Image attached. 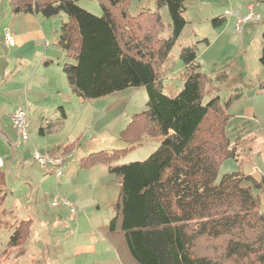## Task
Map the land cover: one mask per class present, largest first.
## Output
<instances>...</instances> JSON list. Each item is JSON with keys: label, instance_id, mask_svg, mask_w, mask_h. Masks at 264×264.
<instances>
[{"label": "trees", "instance_id": "1", "mask_svg": "<svg viewBox=\"0 0 264 264\" xmlns=\"http://www.w3.org/2000/svg\"><path fill=\"white\" fill-rule=\"evenodd\" d=\"M77 1L10 0L14 14L69 17L61 24L57 45L75 61L65 62L63 71L78 97L147 89V109L134 117L123 138L134 142L149 133L160 145L144 161L110 167L121 176V184L105 233L122 263L264 264V178L257 180L244 171L219 178L221 164L237 159L228 133L230 101L222 105L219 96L206 101V83L213 84L200 72L192 47L181 52L187 68L183 88L175 96L163 91L160 71L188 23L186 0H157L170 12L169 37L163 34L168 26L158 11L131 12L137 0H99L102 16ZM221 21L215 19L214 25ZM260 62L264 66V45ZM111 158L102 151L92 153L81 167L109 163ZM4 179L0 169V187ZM30 224L15 226L12 246L27 240Z\"/></svg>", "mask_w": 264, "mask_h": 264}, {"label": "rangeland", "instance_id": "2", "mask_svg": "<svg viewBox=\"0 0 264 264\" xmlns=\"http://www.w3.org/2000/svg\"><path fill=\"white\" fill-rule=\"evenodd\" d=\"M226 1L230 2L186 0L184 16L188 23L160 73L164 93L175 96L183 88L187 76L181 52L192 47L198 54L200 72L213 84L206 83V90H210L205 96L206 101L215 96L220 97L222 105L230 101L228 114L232 122L228 133L237 159L232 157L221 164L219 178L239 171L254 172L255 167L264 172V88L261 87L264 66L260 62L264 27L260 28V23L249 24L244 33H239L236 26L231 25L221 33L222 25H214V20L225 18L226 22L229 19L230 16L224 15ZM261 2L232 0L228 8L246 9L247 4L252 3L257 12ZM77 4L96 16L103 15L99 0H78ZM130 8L133 14L143 9L158 11L168 26L163 34L170 36L172 20L166 6L159 7L157 0H137ZM2 9L10 12V0H0ZM45 19L47 39L37 47L27 45L26 52L19 51L18 47H7L3 39L5 29L0 25V54L3 64L9 63L7 74L12 78L0 98V157L5 165L1 168L5 179L0 197L5 194V198L0 202V264H122L112 241L104 233L105 226L115 215L121 184V176L112 173L110 167L144 161L158 149L160 139L149 133L134 142L123 138V131L134 117L147 109L148 92L145 86H140L113 93L103 101L78 96H69L65 101L62 99L63 102L43 98V93L49 91L45 78L61 79L63 85L70 88L62 69L65 52L56 39L61 24L69 17L60 13ZM47 60H53L48 68L45 66ZM68 61L75 63L69 58ZM14 77L16 81L12 82ZM22 82L19 96L6 98V92ZM33 86L37 88V99L31 96ZM113 97L114 101L122 99L123 112L117 114L107 109ZM27 103L31 105L29 140L18 143L11 114L19 106L26 107ZM255 108L259 112L257 118L251 115L255 114ZM47 120L53 123V130L42 135L39 128ZM246 132H252L248 137L252 144L240 137ZM67 144H76L75 153L67 161L68 171L65 168L66 172L60 178L55 173L45 175V170L34 158L35 149L44 152ZM90 149L87 156L102 151L112 158L109 163L98 164L92 169L82 168L80 160ZM78 172L82 174L77 175ZM257 172L259 177L261 173ZM95 188H104L105 192L99 194ZM114 191L117 192L115 201ZM63 197L75 203L74 217L71 208L60 203L52 205L54 198L61 200ZM76 200H81V204H76ZM3 209L7 213L3 214ZM262 209L264 211V192ZM26 220H31L29 237L24 243L12 246L10 239L15 226ZM76 247H79L77 253Z\"/></svg>", "mask_w": 264, "mask_h": 264}, {"label": "crops", "instance_id": "3", "mask_svg": "<svg viewBox=\"0 0 264 264\" xmlns=\"http://www.w3.org/2000/svg\"><path fill=\"white\" fill-rule=\"evenodd\" d=\"M261 1L262 2L258 4L257 12H256V13H258L261 16L260 21L249 22V23H247L245 25V27L248 26L249 24H253L254 25V24H257V23H260V25H259L260 28L261 27H264V0H261ZM230 2L229 1H226L225 2L226 8L224 10V15L225 16H230L229 19H227L226 22H225V18H220L222 20L220 22V25H222L221 33L226 28H228L231 25L234 26V27L236 26L237 17L235 15H226V11H237L240 16H245L249 12V8L248 7L250 5H253L254 11L256 9V6L254 4L249 3V4H247L246 9H241L240 10V9L236 8L238 10H232V9L228 8L230 5H232V0H230ZM0 16H1L0 18L2 19V20L0 19L1 20L0 21V25H3V29H5L4 38H3L4 39V43L6 44V42H5V34H6L7 31L15 38V45L14 46H8L6 44L7 47H10V48L18 47L19 48V51L26 52L27 51L26 50L27 49L26 48L27 45H28V47H29V45L30 46H33V47H37L40 44L44 43V40L47 39L46 30H45V26H44L46 24L45 17H42V16L37 15L35 13H20V14H14L12 12V8L10 9V12L9 11H4L3 9L0 10ZM245 27H244V30H245ZM246 34H247V36L249 35L248 32H246ZM57 37H58V34H57ZM65 56H66L65 57V62H68V57L66 55V52H65ZM52 63H53V60H47V61H45V66L48 68L49 66H52ZM165 63H164V65H165ZM8 64L9 63H7L6 65L3 64V59H2L1 54H0V98H1V95L3 96V93H2L3 88L5 90V88H7L8 84H9V80L10 81L12 80L11 76L9 77V75L7 74V69L9 67ZM62 69H63V67H62ZM163 69H164V66L162 67L161 70H163ZM160 73H161V71H160ZM162 73H163V71H162ZM64 74H65V72H64ZM65 76H66V74H65ZM66 78H67V76H66ZM45 79L47 81V83L45 82V84H47V87L49 88V91L43 93L45 95L43 98H53L55 100H58V101L63 102L62 99H64V101H65V99L67 97L69 98V96H71V97L77 96L75 94V92L73 91V89H72L71 85L69 84V82H68V84H69L70 88L67 89L68 87H65V85H63V82H62L61 79L60 80H57V81H53V80H51L49 78H45ZM160 80H161V83H162V79H160ZM14 81H16V77L13 78V81L12 82H14ZM28 82H29V80L27 81V83ZM22 84H23V82L20 84V86H18L16 88H13L12 87L9 91H7L6 92V98L13 97L15 94H16V96H19V93H21V91H22ZM12 86H13V84H12ZM162 86H163V83H162ZM33 89L34 90H32V95L31 96H32V98L37 99L38 96L35 93V90H37V88H34V86H33ZM26 91H27V89L25 88V92ZM107 96H109V95H107ZM107 96H104V97H101V98H97V100H100V101L102 100L103 101V100H105V99L108 98ZM79 98H81V97H79ZM114 98L115 97H113V99L111 100L110 104L107 106V109L108 110H114L117 114H119V113L123 112L124 105L121 102L122 99H117V100L114 101ZM61 110L63 112V116L66 117V112H65V110H64V108L62 106H61ZM29 112H30V107H29ZM257 113H259L258 112V109L255 108V114L253 112L251 115H253L255 118H257L258 117L257 116ZM231 122H232V117H231V119L229 121L228 128L230 127ZM51 124H53V123H51L49 121V125H51ZM47 126L48 125H46V124L43 125V126H41L39 128V133L42 134V135H45L46 133H48L51 130H53L52 127L50 129L46 128ZM41 128H44L45 129V131H44L45 133H41L40 132V129ZM13 129H14V127H13ZM229 130H230V128H229ZM246 133H244V135H241L240 137H243L244 138L243 139L244 142H247V143L249 142L250 144H252L253 143L252 140L250 138H248L249 136H252V132H246ZM231 143H232V141H231ZM75 149H76V144H74V145H68L67 144L66 146H63V145L61 146L60 145V146L53 147L51 150H47V151H52L53 153H56V154L62 156L65 159L64 160V165H65V167H64V174H65V172H66L65 170L67 169V167L69 165V163L67 161H69V159L75 153ZM95 149L96 148H94L93 150H95ZM91 151H92V149H90L89 151H87L86 153L83 154V156H82V158L80 160V164H81L82 160L84 158H86L87 155H88V153H90ZM263 154H264V151H263ZM1 168H3V167H0V169ZM92 168H94V167L92 166L89 169H92ZM254 169H255L254 172L252 171V172H249V173H246V174L247 175L248 174L249 175H252L257 180H260V178H264V172L260 171V169L257 168V167H255ZM44 170L46 172L45 175L46 174H53L54 173L53 172V168L44 169ZM257 170H259V173H261L259 175V177L256 175L258 173ZM67 171H68V169H67ZM91 172H92V170L90 171V174H92ZM64 174L62 176H64ZM78 174L81 175L82 172H80V173L78 172L77 175ZM62 176H60V177H62ZM60 177L57 176V178H60ZM2 186H4V185H2ZM1 187H0V193H1V190H2ZM95 189H96V191L99 194L105 192L104 191V188H95ZM116 193L117 192L114 191V193H113V201H115L114 199L116 198V196H115ZM1 196L5 198V194H4V196H3V194ZM96 197L98 199H101L102 198V197H99V196H96ZM103 198H105V197H103ZM54 199H56V198H54ZM63 199H66V198L63 197ZM66 200H68V199H66ZM103 201L106 203V198ZM75 202H76V204H81V200H76ZM108 203L111 204L112 202H108ZM73 204L76 207L75 203H73ZM3 211L7 213V211L5 209H3ZM70 211H71V209H70ZM73 217H74V214H73ZM59 220L61 221L62 219H59ZM26 221H29V220H26ZM112 244L114 245L113 242H112ZM114 248L116 249L115 245H114ZM78 250H79V247H76L75 253H77ZM116 251H117V249H116Z\"/></svg>", "mask_w": 264, "mask_h": 264}, {"label": "built area", "instance_id": "4", "mask_svg": "<svg viewBox=\"0 0 264 264\" xmlns=\"http://www.w3.org/2000/svg\"><path fill=\"white\" fill-rule=\"evenodd\" d=\"M249 12L245 16H240L237 11H226V15H235L237 17L236 29L239 33L244 32V27L249 22L260 21L261 16L254 11L253 5H250ZM5 42L8 46L15 45V38L7 31L5 34ZM29 107L30 104L27 103L26 107L19 106L11 114V122L14 127V130L18 137V143L27 142L29 140V127H30V118H29ZM46 125H49V121H46ZM34 158L38 164L43 169L53 168V172L58 176L64 174V158L52 151H39L35 149ZM4 166V160L0 157V167ZM63 204L71 208V213H75V206L72 202L66 199H54L52 202L53 206H58Z\"/></svg>", "mask_w": 264, "mask_h": 264}]
</instances>
